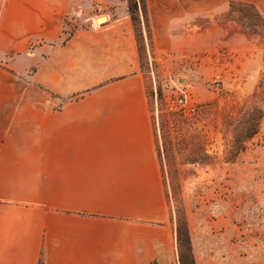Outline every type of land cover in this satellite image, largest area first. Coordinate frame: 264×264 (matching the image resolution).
Listing matches in <instances>:
<instances>
[{
    "label": "crops",
    "instance_id": "crops-1",
    "mask_svg": "<svg viewBox=\"0 0 264 264\" xmlns=\"http://www.w3.org/2000/svg\"><path fill=\"white\" fill-rule=\"evenodd\" d=\"M77 5L0 6V264H174L134 29L66 32Z\"/></svg>",
    "mask_w": 264,
    "mask_h": 264
},
{
    "label": "rangeland",
    "instance_id": "rangeland-1",
    "mask_svg": "<svg viewBox=\"0 0 264 264\" xmlns=\"http://www.w3.org/2000/svg\"><path fill=\"white\" fill-rule=\"evenodd\" d=\"M144 1L149 35L139 8L135 22L132 20L129 0H78L66 32L100 25L101 21L92 20L106 16L98 15V10L104 9L109 15L113 8L125 9L140 48V68L152 111L175 242L177 215L183 214L195 264H264V104L256 95L264 90V85L258 88L264 73V42L222 17L231 0ZM243 1L254 3L264 16V0ZM32 71L30 67L20 77L27 81ZM179 98L183 101L178 104ZM245 99L246 105L261 104L263 108L260 130L235 161L224 162L230 135L222 131V115L225 111L236 115ZM211 101L216 104L204 122L205 129L199 125L194 129L198 139L207 144L211 155L208 161L182 163L176 159L174 164L168 163L160 110L166 113L184 108L189 113ZM166 130L171 137L174 135L172 128ZM173 172L175 184L170 180ZM176 253L174 264H180L177 243Z\"/></svg>",
    "mask_w": 264,
    "mask_h": 264
},
{
    "label": "trees",
    "instance_id": "trees-1",
    "mask_svg": "<svg viewBox=\"0 0 264 264\" xmlns=\"http://www.w3.org/2000/svg\"><path fill=\"white\" fill-rule=\"evenodd\" d=\"M138 8L144 16L145 26L149 35L145 1L129 0L128 11L134 22L136 19L134 14ZM222 17L241 25L244 29L257 35L261 42H264V16L254 3L243 0H231L227 11ZM137 49L140 52V48L138 47ZM262 85H264V73L258 83V88H261ZM256 95L259 101L264 104V90L258 91ZM246 102L247 99L242 102L243 107L236 115H231L227 111L222 115V131L225 135H230L224 148V162L235 161L238 155L245 150L247 143L260 130L263 108L261 104L248 106ZM215 104L216 101L199 104L189 113L184 108L173 109L172 112L166 113L160 110V126L164 142L163 150L168 163L174 164L176 159L182 163H205L208 161L211 155L208 152L207 144L204 140L198 139L199 137L194 132V129L197 125L200 126L201 130L205 129L206 123L204 122ZM167 128L168 130L172 128L174 132L172 137L169 135L170 131L166 130ZM172 139L175 140L172 141ZM156 150L160 159V151L157 146ZM170 180L172 184H175L176 175L174 172L170 173ZM176 243L180 264H195L183 214L177 215Z\"/></svg>",
    "mask_w": 264,
    "mask_h": 264
},
{
    "label": "built area",
    "instance_id": "built-area-1",
    "mask_svg": "<svg viewBox=\"0 0 264 264\" xmlns=\"http://www.w3.org/2000/svg\"><path fill=\"white\" fill-rule=\"evenodd\" d=\"M72 15H73V13L71 12V13H68L67 15H66V18H72ZM183 101V99L182 98H179V99H177L176 100V103H181Z\"/></svg>",
    "mask_w": 264,
    "mask_h": 264
},
{
    "label": "bare ground",
    "instance_id": "bare-ground-1",
    "mask_svg": "<svg viewBox=\"0 0 264 264\" xmlns=\"http://www.w3.org/2000/svg\"><path fill=\"white\" fill-rule=\"evenodd\" d=\"M104 19H107V18H105V16L104 17H99V18H94V22H99V21H101V22H103V21H106V20H104Z\"/></svg>",
    "mask_w": 264,
    "mask_h": 264
}]
</instances>
